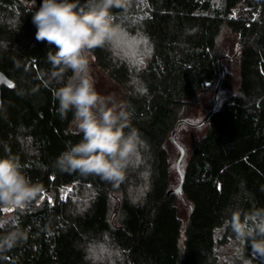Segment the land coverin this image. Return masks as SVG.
Segmentation results:
<instances>
[{
    "label": "trees",
    "instance_id": "16d2710c",
    "mask_svg": "<svg viewBox=\"0 0 264 264\" xmlns=\"http://www.w3.org/2000/svg\"><path fill=\"white\" fill-rule=\"evenodd\" d=\"M28 7L29 0H0V41L8 45L0 48V72L13 83L1 87L0 156H16L43 190L24 208L0 210V264H91L84 249L100 236L124 250L125 264H216V228L224 229L223 238L235 237L236 213L248 224L249 216L264 211V0H144L126 12L113 9L118 19L137 20L149 58L135 69L107 46L91 56L119 87L132 125L150 145L147 191L137 170L113 183L56 168L66 144L80 138L71 134V112L59 115L60 82L52 75L66 79L71 70L48 62L55 46L35 39V8ZM220 69L225 93L182 157L181 192L167 195L170 134L178 121H188L193 98L214 87ZM67 186L74 197L92 192L84 209L72 195L61 199L59 189ZM131 186L142 190L136 202L127 193ZM177 195L187 203L185 222ZM111 199L117 224L108 218ZM14 230L22 238L8 247L3 237ZM245 248L253 254L249 243Z\"/></svg>",
    "mask_w": 264,
    "mask_h": 264
},
{
    "label": "clouds",
    "instance_id": "9594fccd",
    "mask_svg": "<svg viewBox=\"0 0 264 264\" xmlns=\"http://www.w3.org/2000/svg\"><path fill=\"white\" fill-rule=\"evenodd\" d=\"M33 8L35 39L55 46L47 51L48 62L53 68L71 70L66 79L60 73L52 75L60 82L55 90L59 115L63 119L71 112V134L80 138L66 144L56 168L113 183L123 182L131 170H137L147 191L151 171L145 154L150 145L132 125L131 112L113 96L99 93L89 72L93 49L107 46L114 55H123L119 45L127 33L113 9L126 12L127 0H40L39 7L36 0H29L28 12ZM7 46L0 41V48ZM42 190L23 172L16 156H0V208H24ZM239 215L232 225L239 245L249 243L255 254L264 257V211L249 216L248 224L241 223ZM21 238L22 233L14 230L3 237V243L11 247ZM84 251L91 264H125L124 250L105 236L89 241Z\"/></svg>",
    "mask_w": 264,
    "mask_h": 264
},
{
    "label": "rangeland",
    "instance_id": "374dc122",
    "mask_svg": "<svg viewBox=\"0 0 264 264\" xmlns=\"http://www.w3.org/2000/svg\"><path fill=\"white\" fill-rule=\"evenodd\" d=\"M135 1V2H134ZM219 0H216V3H218ZM135 3V5H139V7H143L144 0H127V7H129L131 4ZM234 12L232 13V15ZM123 20V27L126 30L127 35L123 37V39L120 42V49L123 52L122 56H117L112 54L119 58L120 60L126 61L128 64L133 65L135 69L141 67L144 65V63L149 58L151 48L148 40L141 36L140 33L137 31L138 22L133 17H128L127 19L120 18ZM130 31H134L131 32ZM109 49V48H108ZM89 72L90 75L93 77L95 81L96 89L99 93L102 95H111L114 97V99L121 104V98H120V89L119 87L115 86L113 83H111L110 80L106 77V75L99 70L97 64L95 63L93 57L90 58V64H89ZM224 90H220V93L218 95V99L216 104L219 103L222 96L224 95ZM212 95H213V88H210L204 92L199 93L196 95L193 100L195 102V110L190 114L188 117V121L191 123H197L200 120L203 119L204 115L208 112L211 101H212ZM71 129L73 130V126L71 125ZM202 127H189L187 125H180L175 133V141L178 145H180L184 153L188 151L196 138L202 133ZM168 155L170 160V171H171V188H175L178 184V174L175 169V162L177 160V157L179 155L178 150L176 147L172 144L171 147L168 149ZM185 159V158H184ZM184 159L182 158L180 162V170H182L184 165ZM140 186H143L140 185ZM139 186V188H141ZM59 195L62 200L65 201V199L72 195L73 198L79 199V203H76V207L78 209L82 210L85 208L86 201H88V197L92 192H88L87 189L84 190V192H81L77 194V197L74 195V191L71 190L70 186L63 187L59 189ZM127 193H129V197L131 200H134V202L138 201L140 199V195L142 193L141 189H135L132 186L127 190ZM43 199L46 198L45 195H42ZM48 199L50 197H47ZM43 199L41 197L38 199V202H41ZM175 204L178 209L180 218L182 222H185L186 216H187V203L183 199L182 196L177 195L175 198ZM37 202V203H38ZM117 208V203L114 199L110 200V212H109V219L114 223H118V215L115 214ZM13 208H0L1 211L4 213H9L10 210ZM223 228H219L215 230L214 237L216 239L215 244V255H216V264H264V257L255 254L251 255L248 253V251L245 248V244L241 247L239 245V241L237 240L236 236L229 238V236H225L226 238H223ZM96 255H99V253H96Z\"/></svg>",
    "mask_w": 264,
    "mask_h": 264
},
{
    "label": "water",
    "instance_id": "95a60500",
    "mask_svg": "<svg viewBox=\"0 0 264 264\" xmlns=\"http://www.w3.org/2000/svg\"><path fill=\"white\" fill-rule=\"evenodd\" d=\"M222 76H223V73H222V70L220 69L219 78H218L216 84L213 87V95H212V101H211L210 108H209L208 112L206 113V115H204L203 119L200 120L197 123H191V122L186 121V120H180V121H178L175 124V127H174V129L172 130V132L170 134V141L172 142V144L176 147V149L179 152V155H178L177 160L175 162V169H176L177 174H178L179 183H178V185L175 188L170 189L167 192V195H169L170 193L179 194L181 192V185H182V182H183V173L180 170V162L182 160V157L184 156V150L175 141L174 136H175L176 130H177V128H178V126L180 124H184V125H187L189 127H194L195 128V127H200V126H202V125H204L206 123V121L210 117L211 113L215 109V106H216V102L215 101H217L218 95L220 93V85H221V81H222ZM12 85H13V83L2 72H0V95H1V87H11Z\"/></svg>",
    "mask_w": 264,
    "mask_h": 264
},
{
    "label": "snow or ice",
    "instance_id": "6c2138e0",
    "mask_svg": "<svg viewBox=\"0 0 264 264\" xmlns=\"http://www.w3.org/2000/svg\"><path fill=\"white\" fill-rule=\"evenodd\" d=\"M41 199H43V196H41ZM49 202H51V198H49Z\"/></svg>",
    "mask_w": 264,
    "mask_h": 264
}]
</instances>
